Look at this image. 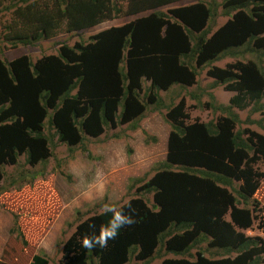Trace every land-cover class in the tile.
<instances>
[{"label": "trees", "instance_id": "obj_1", "mask_svg": "<svg viewBox=\"0 0 264 264\" xmlns=\"http://www.w3.org/2000/svg\"><path fill=\"white\" fill-rule=\"evenodd\" d=\"M14 1L0 0L12 13L3 25V38L12 47L135 18L89 42L63 43L59 54L35 62L27 55L0 59V181L2 166L16 163L22 153H28L30 164L47 158L53 140L45 132L47 117L58 139L70 145L84 136L99 137L107 127L132 123L137 129L150 105L164 107L160 91L194 84L199 67L227 50L245 46L261 60L209 69L210 77L236 92L229 106H215L228 116L191 121L185 100L169 107L166 160L151 178L137 180L135 197L117 205L130 201L136 223L122 229L108 248L88 250L80 240L98 233L110 214L89 216L64 243L60 264H126L133 255L147 262L161 248L180 256L164 264H262L256 241L238 228L254 222L246 203L264 179V170L255 167L264 164V133L236 131L239 117L230 111L245 110L264 96V0L224 1V13L234 15L214 33L209 20L218 5L197 0L168 11L163 7L182 0ZM255 207L264 211V204ZM200 248L223 254L207 255ZM28 264H49V259L38 253Z\"/></svg>", "mask_w": 264, "mask_h": 264}, {"label": "rangeland", "instance_id": "obj_2", "mask_svg": "<svg viewBox=\"0 0 264 264\" xmlns=\"http://www.w3.org/2000/svg\"><path fill=\"white\" fill-rule=\"evenodd\" d=\"M197 1L218 5L216 14L209 20L212 33L234 15V12L231 15L224 13L222 4L226 0ZM191 3L194 1L182 0L163 7V10L168 11L170 8ZM6 4H9V1ZM11 16L10 11H5L0 6V59L12 61L27 55L33 62L44 55L59 54L63 43L74 46L77 42H89L92 35L135 18L127 16L108 20L78 32H60L50 39L12 47L11 43L3 38V25ZM246 49L245 46L229 49L220 58L199 67L197 79L192 85L175 84L168 90L160 91L164 107L150 105L137 122V129L132 127V123L107 127L99 137L84 136L81 143L70 145L58 139L55 130L49 125L50 118L47 117L45 132L53 139L49 143L47 158L30 164L27 162L28 153L25 152L19 155L16 163H6L2 166L0 264H6L7 260L12 262L18 257L23 264H28L38 253L46 255L49 264H60L63 245L80 222L102 212L104 204L117 206L135 197L139 186L136 185L139 183L137 180L151 178L166 160L171 132L166 114L170 108L185 100L191 121H217L220 117L229 115V112L221 111L215 106H229L230 99L236 92L226 90L223 83L208 75V71L215 66L227 67L229 63L239 60L261 61L258 58L259 53L253 54ZM146 82L148 81H143V84ZM148 85L149 83H146V86ZM230 113L239 117L236 131L250 128L264 133V96L259 103L252 104L245 110L233 107ZM255 167L264 170V164L261 162ZM149 199L151 204L152 196ZM258 204H264V179L259 190L248 204L246 203V207L252 210L254 216L253 225L245 230L238 228L256 241L261 253L260 259L264 264V211L255 207ZM225 217L231 221L230 213ZM196 252L193 251L194 254ZM202 252L213 256L223 254L205 250ZM172 257L180 256L161 248L155 257L147 262L133 255L126 264H164L165 259Z\"/></svg>", "mask_w": 264, "mask_h": 264}, {"label": "clouds", "instance_id": "obj_3", "mask_svg": "<svg viewBox=\"0 0 264 264\" xmlns=\"http://www.w3.org/2000/svg\"><path fill=\"white\" fill-rule=\"evenodd\" d=\"M125 208L130 211L126 212ZM134 213L135 209L130 201L121 207L111 203L104 204L102 214H110L107 224L101 226L98 233L93 231L91 234L84 235L82 240H80L81 247L88 250L108 248L109 242L117 239L122 229L136 223ZM89 227L95 229V224H90Z\"/></svg>", "mask_w": 264, "mask_h": 264}, {"label": "crops", "instance_id": "obj_4", "mask_svg": "<svg viewBox=\"0 0 264 264\" xmlns=\"http://www.w3.org/2000/svg\"><path fill=\"white\" fill-rule=\"evenodd\" d=\"M3 249V248H2Z\"/></svg>", "mask_w": 264, "mask_h": 264}]
</instances>
